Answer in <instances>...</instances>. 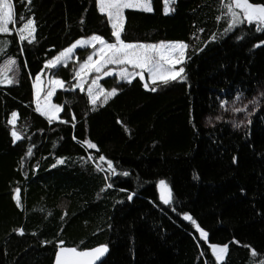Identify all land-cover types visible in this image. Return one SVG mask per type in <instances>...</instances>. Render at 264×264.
Segmentation results:
<instances>
[{"label":"trees","instance_id":"trees-1","mask_svg":"<svg viewBox=\"0 0 264 264\" xmlns=\"http://www.w3.org/2000/svg\"><path fill=\"white\" fill-rule=\"evenodd\" d=\"M150 1V12L124 10L121 38L187 44L178 65L186 79L145 89L137 77L128 83L116 73L98 85L117 94L93 106L86 87L74 88L90 49H77L76 61L45 65L80 38L115 42L97 0H11L15 23L8 24L10 34H0V42L8 41L0 78L14 81L0 84V264H53L60 241L79 250L109 246L117 212L150 188L158 210L187 233L170 264H264V31L245 23L225 33L227 0ZM166 8L175 10L165 14ZM28 19L35 22L32 43L16 31ZM39 73L43 92L49 81H63L52 95L62 111L51 123L36 111ZM222 101L229 108L247 104L248 111H225ZM13 112L15 125L8 123ZM13 129L22 137L15 143ZM100 155L118 175L97 169ZM162 180L171 191L167 204L160 199ZM17 188L22 206L14 199ZM210 245H227L221 261ZM100 264L125 263L110 250Z\"/></svg>","mask_w":264,"mask_h":264},{"label":"snow or ice","instance_id":"snow-or-ice-1","mask_svg":"<svg viewBox=\"0 0 264 264\" xmlns=\"http://www.w3.org/2000/svg\"><path fill=\"white\" fill-rule=\"evenodd\" d=\"M166 2H174V0H166ZM28 3H31V0H28ZM99 11L102 14H106L109 22L111 23V27L113 29L112 35L115 38V42L109 43L104 38L99 35H92L90 38L78 39L74 42L70 47L62 51L57 57L48 61L45 65L46 68H52L57 66L58 64L66 61L71 58L73 52L78 47H86L89 45L93 46V52L87 56L84 63L80 64L79 70L76 72V77L82 79L81 73L87 74L88 72L101 73L103 71V76L113 75V71L104 70L106 65H131L135 69H140L138 72H129L128 69L121 68L119 75L122 80H125L128 83H131L132 80L139 76L141 80H144V71L146 70L151 79V83L153 85L156 84L157 80H159L163 84H168L172 81L184 80L186 76L184 75L185 69L183 66L179 67L176 70V65H182L184 59V50L187 49L188 45L183 42L177 43H169V44H140V43H126L122 40V32H123V12L127 8L137 7L138 5L129 2V0H97ZM222 7L227 10L231 17V23L228 28L225 30V33L232 31L235 27L241 24H255L257 26V31H264V4L254 5L250 2V0H227L226 3H222ZM144 11H152V8L149 4L145 3L142 5ZM175 9L166 8L165 14L168 11H174ZM220 17H218L219 19ZM23 20V17L20 18ZM15 23L13 16V4L11 0H0V34H10V29L8 27L9 23ZM34 20L28 19L26 23H23L22 27L16 30L19 35V39L21 41L27 39L29 43H32L34 40ZM26 30L28 31V37L24 35ZM215 39V37H213ZM96 42L99 43L100 47L96 48ZM3 44V47H0V52H3L7 47L8 41L0 42ZM264 43V42H262ZM259 46V45H257ZM166 49H175L179 50L180 59L171 60L167 58L164 54L163 50ZM95 56H98V59H94ZM159 57V58H157ZM9 64H15L16 61L14 59L8 61ZM165 63L169 66L165 67ZM101 77L96 76L93 78L91 82V86L88 87L87 93L90 97L91 103L93 106L96 105L97 100L103 96L104 102L117 94V89L113 88L111 91H105L98 85V81ZM40 81V76L37 75L36 82ZM14 81L8 78L6 75H3L0 78V84H12ZM49 83L54 86L63 87V81L61 80H52ZM81 90L83 89V84H77ZM94 87L98 89V91L94 92ZM145 88H149V84L145 82ZM151 91H155L156 88L152 87ZM52 95V91H49L47 96L50 97ZM243 99V94H238L233 103L239 102ZM254 101H250L249 103H253ZM221 108L225 111H233V112H245L248 111V105L245 104L243 107H232L229 108L227 101L221 102ZM37 112H40L42 115L46 116L49 120V123L53 121V119H57L58 117L55 115L62 111L60 106L47 104L44 108H41L39 103V89H37ZM18 118V113H12V119L8 121V123L15 125L16 119ZM73 119L75 117L73 116ZM217 119H220L217 117ZM67 123V121H61ZM250 122V121H249ZM236 127H240V124H236ZM12 136L14 138V143L22 139V137L13 129ZM75 139V137H73ZM88 149H96L99 151L97 145L90 140H86L82 142ZM28 155H31V149L28 150ZM89 160L92 159L90 155L88 157ZM57 163H63V160L57 161ZM106 163L107 168L102 167V164ZM96 167L99 171H107L110 172L113 176L118 175L115 166L111 160H108L105 156L100 155L99 161L96 163ZM122 175L127 176L128 173H120ZM108 177H106L107 179ZM160 185L162 188L161 199L164 203H169L171 199V191L168 189V186L165 181H160ZM106 187H112V184L106 185ZM166 190V191H165ZM103 191V189H102ZM132 197L129 196V199ZM14 199L18 206L21 205L20 198V189L17 188L15 190ZM186 220L192 221L193 224L196 222L192 219L191 216L185 215ZM199 228V225H196ZM21 235H23V229L18 230ZM200 234L202 237L206 238L207 233L200 229ZM59 252L56 256L55 264H95V261L100 260L101 257L107 253V246H100L90 251H77L76 248H65L63 247V241H60L58 244ZM213 253L216 254V259L222 260L223 257L218 255L217 253H223L227 251V245L223 248H218L216 245H210ZM252 255L255 256L256 252L253 250Z\"/></svg>","mask_w":264,"mask_h":264},{"label":"rangeland","instance_id":"rangeland-1","mask_svg":"<svg viewBox=\"0 0 264 264\" xmlns=\"http://www.w3.org/2000/svg\"><path fill=\"white\" fill-rule=\"evenodd\" d=\"M129 2L136 4L138 6L127 9L143 10L142 5L145 3L149 4L150 7L152 8V4L150 0H129ZM28 31L30 30H27V32ZM177 42H181V41H165L161 43L169 44V43H177ZM161 43L155 45H159ZM95 47L96 48L100 47L98 42H96ZM80 48L90 49L91 53L94 50L92 45L86 47H78L77 49ZM77 49L74 50L73 54L77 51ZM185 50H184V58H185ZM163 51L165 56L171 60L180 59L179 50L166 49ZM72 56L71 58L67 59L66 61H63L62 63L66 64L69 61H76V58L72 59ZM98 58H99L98 56L94 57V59H98ZM84 62L85 60L82 61L81 64ZM168 66L169 65L165 63V67ZM125 67L128 69L129 72L140 71V69H135L131 65H106L104 70H111L113 71V75H114L116 73L119 74L120 69ZM178 69L179 67L178 65H176V70ZM144 73L147 76L146 78L148 84H152L149 74L147 73L146 70L144 71ZM38 75L40 76V81L38 83L36 82V77H37L36 76L33 82L34 102L36 108H37V89H39V103L41 108H44L46 103L59 106L57 103L53 101L52 95L55 90H58L62 87L54 86L53 84H51V88L47 92H43L44 87H43L42 75L41 73H39ZM81 76L82 79L76 77V84L74 88H79L77 87V84H83V87H86V89H88V87L91 86V82L93 78H95L96 76H100L101 77L100 79L108 77V76H103V71L101 73H95V72H88L87 74L81 73ZM95 90L96 88L94 87V91ZM49 91H52V95L50 97L47 96ZM235 107H240V104L235 105ZM59 114L60 112L56 113L55 115L59 117ZM157 199H158L157 194L154 188L147 189L142 194L135 196L134 198L129 200L116 214L112 226L111 234L109 237V241H110L109 246L110 249H112V251H114V253L118 255L125 264H170L177 250L180 248L181 244L183 243V241L187 236V233L184 230L176 226L170 220V218H168L164 213L158 210V208L155 206V201ZM218 248H223V246H218ZM217 254L224 257L225 252L223 253L218 252ZM214 255L216 257V254Z\"/></svg>","mask_w":264,"mask_h":264},{"label":"water","instance_id":"water-1","mask_svg":"<svg viewBox=\"0 0 264 264\" xmlns=\"http://www.w3.org/2000/svg\"><path fill=\"white\" fill-rule=\"evenodd\" d=\"M136 77L139 80V82L141 83V85L144 87L145 82H147V78H146L147 76H146V74L144 73V80H141L139 76H136ZM145 89H148V88H145ZM100 246H106V245H98V246L93 247V248L82 249V250L77 249V251H81V252H83V251H90V250L95 249V248L100 247ZM63 247H65V248H73V247H70V246H63ZM107 248H108L107 253H105V255L103 257H101L100 260L95 261V264H100V262L106 257V255L108 254V252L111 250L110 249V246H107ZM58 252H59V248H57L56 251H55V254H54V257H53V264H55L56 256H57Z\"/></svg>","mask_w":264,"mask_h":264},{"label":"crops","instance_id":"crops-1","mask_svg":"<svg viewBox=\"0 0 264 264\" xmlns=\"http://www.w3.org/2000/svg\"><path fill=\"white\" fill-rule=\"evenodd\" d=\"M112 250V249H111ZM114 252V251H113Z\"/></svg>","mask_w":264,"mask_h":264}]
</instances>
